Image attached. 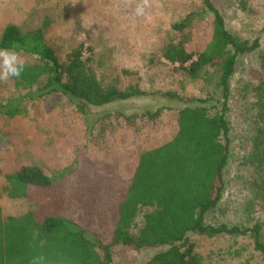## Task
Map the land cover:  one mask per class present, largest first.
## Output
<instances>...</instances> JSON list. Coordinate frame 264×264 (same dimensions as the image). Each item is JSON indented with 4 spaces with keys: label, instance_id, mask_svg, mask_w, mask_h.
I'll use <instances>...</instances> for the list:
<instances>
[{
    "label": "rangeland",
    "instance_id": "obj_1",
    "mask_svg": "<svg viewBox=\"0 0 264 264\" xmlns=\"http://www.w3.org/2000/svg\"><path fill=\"white\" fill-rule=\"evenodd\" d=\"M211 1L223 17L227 31L249 42L258 40L259 44L257 50L239 58L230 80L227 115L230 153L217 212L221 222L249 227L264 221V202L254 207L249 205L251 171L242 160L248 157L253 136L249 126V109L254 103L252 89L263 79L259 56L264 52V0ZM135 2L0 0V36L8 24L22 31L39 29L60 60L82 44V58L89 61L104 87L118 81L120 86L137 85L146 93L126 102L89 109L85 118L61 94H49L37 87L29 94L27 89L16 88L12 79L0 82V210L3 218L29 211L39 213L41 209L38 202L6 197L2 192L6 174L24 165L40 167L48 176L66 173L73 168L76 152L83 150L88 158L103 165L99 168L88 158H81L78 175L67 180V184H78L77 191L73 198L63 195L60 203L74 211L75 220L82 226L107 234L114 224L112 210L124 193V180L119 174L123 178L130 177L141 149L148 143L164 142L175 128L174 114L165 111L173 102L162 95L202 98L210 93L211 86L207 83L184 79L175 71L177 65L165 62L160 56L161 48L177 36L172 24L191 13H202L201 0H151V7L143 17L132 15ZM207 27L206 23L198 24L189 41L187 32L182 34L191 52L203 48L202 37L205 38ZM18 54L25 65L37 62L34 57ZM44 83L42 81L40 86ZM10 107H16V115L3 113L12 111ZM158 110L160 116L153 123L147 119L142 121L148 125L140 129V134L125 125V116ZM102 115H108V120L101 123L105 125L102 127L105 133L97 137L100 126L96 120ZM91 130L92 135L87 136ZM111 185L116 187L110 189ZM69 190L64 188L60 193ZM51 205L55 206V201L48 207ZM146 211L149 210L144 209L143 213ZM137 221L142 222V215ZM192 240L204 264H264V257L253 249L249 237H194ZM150 254L151 251L120 248L116 250V264H140Z\"/></svg>",
    "mask_w": 264,
    "mask_h": 264
},
{
    "label": "trees",
    "instance_id": "obj_2",
    "mask_svg": "<svg viewBox=\"0 0 264 264\" xmlns=\"http://www.w3.org/2000/svg\"><path fill=\"white\" fill-rule=\"evenodd\" d=\"M201 4L202 13H191L172 24L177 36L161 48L160 56L177 65L175 71L184 79L207 83L211 91L202 98L162 95L173 102L163 110L174 114L175 128L164 142L148 143L141 149L130 177L119 174L124 180V193L112 210L111 231L104 234L82 226L75 220L74 211L60 203L65 195L73 198L77 191L78 184H67V180L78 175L79 160L88 158L85 151L78 150L73 168L56 176L46 175L40 167L24 165L5 175L2 192L11 200L38 202L41 209L39 213L29 211L6 218L0 210V264H33V258L38 256L44 257L41 264H116V250L120 248L151 251L140 264H204L194 237H249L253 249L264 257V221L247 227L226 224L217 218L230 153V80L239 58L257 50L259 44L258 40L249 42L227 31L211 0H201ZM200 23L208 25L202 37L204 46L191 52L182 34L187 32L189 41L195 33L192 30ZM12 47L37 60L25 65L19 78H11L16 88L27 89L29 94L35 87L61 94L85 118L89 109L146 95L137 85L120 86L118 81L104 87L89 61L82 58V44L60 60L41 30L22 31L8 24L1 33L0 48ZM259 67L263 79L252 89L254 103L249 109L251 148L248 157L242 159L251 171L249 205L253 207L264 202V52L259 56ZM42 81L45 83L40 86ZM9 109L13 110L3 112L7 116L18 112L16 107ZM159 114L158 110L123 119L125 125L140 134V129L148 125L142 121L153 123ZM106 120L108 115L96 120L100 126L97 137L105 133L101 123ZM92 133L91 130L87 136ZM88 160L99 168L103 165ZM113 186L109 188L116 187ZM64 188L70 190L60 193ZM54 201L55 206L48 207ZM144 209L149 211L143 213Z\"/></svg>",
    "mask_w": 264,
    "mask_h": 264
},
{
    "label": "clouds",
    "instance_id": "obj_3",
    "mask_svg": "<svg viewBox=\"0 0 264 264\" xmlns=\"http://www.w3.org/2000/svg\"><path fill=\"white\" fill-rule=\"evenodd\" d=\"M151 7V0H136L132 10L134 17H143ZM25 69V61L14 47L0 48V82H7L11 78H19ZM43 256L33 258V264H41Z\"/></svg>",
    "mask_w": 264,
    "mask_h": 264
}]
</instances>
